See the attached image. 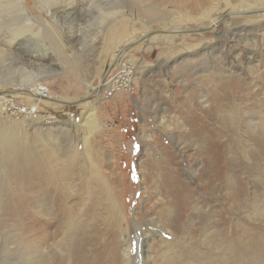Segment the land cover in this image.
<instances>
[{"label":"rangeland","instance_id":"1","mask_svg":"<svg viewBox=\"0 0 264 264\" xmlns=\"http://www.w3.org/2000/svg\"><path fill=\"white\" fill-rule=\"evenodd\" d=\"M263 8L0 0V91L37 103L16 90L31 75L56 98L34 121L3 113L0 99V264H37L42 249L74 263L80 223L45 220L64 188L86 210L103 189L114 196L124 264H264V18L252 11ZM129 42L133 84L100 91ZM33 211L43 217L30 232Z\"/></svg>","mask_w":264,"mask_h":264},{"label":"bare ground","instance_id":"2","mask_svg":"<svg viewBox=\"0 0 264 264\" xmlns=\"http://www.w3.org/2000/svg\"><path fill=\"white\" fill-rule=\"evenodd\" d=\"M250 10H251V8L246 7V9H243L241 12H236V13H243V12L249 13L248 11H250ZM252 11L253 12H260L261 18H264V8L262 10H256L255 9V11L254 10H252ZM230 14L233 15L235 13H230ZM235 18H236V16H235ZM193 20H195V18ZM220 21L217 19V20H215V22H212L211 24L216 25V22H220ZM211 24H209L206 27L211 28L212 27ZM185 30H187V29H185ZM175 31L179 32L178 29H176ZM175 31H173V32H175ZM173 37H175V36H173ZM129 46H131V42L126 44L125 47L119 49L116 53L114 60L112 61L113 63L115 61H118L119 66L116 69H119V67L121 66L122 71L118 75H116L113 79L109 78L112 75L108 76L107 77L108 79L102 78L100 80L99 85H98V87L100 88V91H101V89H104L105 86L108 87V85H110L112 87H115V85L119 84L121 81L122 82L128 81L127 76H125V75H128V72L130 70L134 69L133 67L128 66L129 64H132V63H130V61L126 58L128 56L127 55V49L129 48ZM113 63L110 66H113ZM111 69H112V67H111ZM133 72H134V70L131 71V73H133ZM103 79H104V81H103ZM37 80L39 81L41 79L34 77V76H31V75L23 77V79L20 82H18V87L16 88V90H20V94H26V95L33 94V95H35V97H33V99H36L38 102L37 103L34 102L33 104H37L40 108L41 102L49 103L53 99H56V98L53 96V94L51 92H49V91L47 92V90H44L46 84L42 85L41 83H37V86L38 85L39 86L38 87L36 86L35 88L30 86L31 84H33ZM92 87H93V83L89 82L87 84V88L91 89ZM46 88L49 89L48 86H46ZM5 93L6 92L0 91L1 101L3 99H5L4 101H2V104L7 105L9 103H12V101L8 102L9 99H7V97H6L7 95L5 96ZM37 95H39V96H37ZM44 97H46V98H44ZM10 99H11V97H10ZM5 103H7V104H5ZM1 109H2L3 113L7 112V108L5 106H3ZM31 120L34 121V120H39V119H31ZM50 123H52V122H50ZM213 151H214V149L211 148V146H210L209 150L207 152H213ZM210 159H211V157H210ZM207 163H208V165H206V169L204 172L206 176H208L209 173H211V171L213 170V166H214L215 162L213 160V161H210ZM60 192H59V195L57 194L58 198L55 199V205H54L53 212L48 214V217L45 220H49L52 224H55V225L58 224V222H62V221L64 222L65 220H68V222L71 221L74 225H76L77 223H80V226L78 227L79 231H77L78 233L76 235L77 236L76 237V241H77L76 243L79 244V247L76 246V250H75L77 253V256L74 258V263L71 262L72 261V258H71L70 263H67V264H94L95 262L93 263V260L91 259V257H89V255L92 253V255L96 254V256H97V254H99V253H96V252H98L99 250H103V253H102L103 259H105V257H107L109 259V261H111V264H124L121 262L119 254H117L118 252L115 251V248L118 246V243H119V239H118L119 235L122 234L125 230L119 221V206H118L117 200L114 198V196L112 194L108 193L106 191V189H103L104 195L99 198V200H98L99 204L96 206L89 207V209L86 210L88 208V206H85V207L81 206L83 204V201H81V200H80L81 202H72L71 201L70 195L67 193L65 188H64V190L61 189ZM34 212L35 211L31 212L30 216H29V213L27 215L28 218L33 219L32 223L30 224V228H29L30 232H32L34 229L37 228V226L39 224H41V221H42L41 218L43 217V216L42 217L36 216V213H34ZM57 227H58V225H57ZM67 227L70 228L69 226H67ZM63 228H64V226H63ZM58 230L59 229H57V231ZM58 233H59V231H58ZM62 233L63 232H61V234ZM52 235L47 234L46 238L44 240L51 238ZM31 239H33L32 236H31ZM65 239H66V237H65ZM145 242H143L139 245L140 249L139 248L138 249L140 250V252H139L140 255H141V253H144L145 249L143 250L142 245H143V247H145V244H146ZM30 250H32V249H30ZM43 250L44 249L40 250L38 252V254L35 255L36 258H34V261L37 264H66L65 262H61L60 260L56 259L55 257L53 258L52 255L48 254V252L44 250L46 253V255H45L42 252ZM129 250L130 249L128 246L126 248V251L124 254L126 260H128L127 262H130ZM78 251H79V253H78ZM106 251H109V254L107 256H106V253H107ZM102 254L100 253V255H98V257L100 259L102 257ZM140 258H138V260ZM110 259H112V260H110ZM97 260H99V259H97ZM142 260H143V256L141 258V261ZM99 261H101V260H99ZM32 263H33V261L30 260L29 264H32ZM105 263H106V261H105ZM96 264H98V263L96 262Z\"/></svg>","mask_w":264,"mask_h":264},{"label":"built area","instance_id":"3","mask_svg":"<svg viewBox=\"0 0 264 264\" xmlns=\"http://www.w3.org/2000/svg\"><path fill=\"white\" fill-rule=\"evenodd\" d=\"M131 64H129L128 66H130ZM119 66V65H118ZM117 66V67H118ZM122 71L121 66L119 67V69H115V71H113V75L111 77V79H113L116 75H118L120 72ZM132 70H130L128 72L127 76V82H124L123 84L120 83L119 86H117L118 89H123L125 87V85L127 86H131L133 84V77L132 75H134L133 73H131ZM117 81V80H116ZM110 93H113V91L107 89ZM12 101V103H5L7 105H4L7 108V113L16 116V117H23V118H28V119H38L42 116V112L39 108V106L37 104H27V103H21V102H16L14 100L9 99L8 102ZM47 121L50 120H55L54 117H50V118H46Z\"/></svg>","mask_w":264,"mask_h":264}]
</instances>
